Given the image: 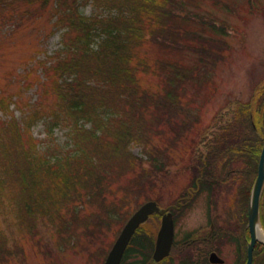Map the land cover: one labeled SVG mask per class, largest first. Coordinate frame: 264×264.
Segmentation results:
<instances>
[{
	"label": "trees",
	"instance_id": "trees-1",
	"mask_svg": "<svg viewBox=\"0 0 264 264\" xmlns=\"http://www.w3.org/2000/svg\"><path fill=\"white\" fill-rule=\"evenodd\" d=\"M52 1L56 29L62 30V47L50 55L52 62L39 60L43 76L23 87L40 86L42 101L49 94L54 96L43 140L57 145L54 129L65 127L73 148L44 151L30 132L38 116L27 114L21 125L11 112V104L20 110L22 104L30 105L18 100L22 91L0 94V109L7 113L6 119L0 118V206L6 211L0 213V264L16 258L24 264L25 251L13 236L32 237L41 246L39 225L51 228L64 249L78 244L88 260L101 256L102 248L90 251L89 247L111 221L126 222L132 212L124 214L123 207L135 190L148 187L147 180H155V174L164 170L168 162L163 156L169 159L166 153L177 145L181 126L183 130L188 126L176 115L184 111L188 116L194 111L191 90L200 89L209 76L206 71L212 69L217 57L213 52L218 53L211 47L222 45L203 30L207 26L219 33L227 27L213 17L186 11L189 4L197 5L196 0H90L95 8L90 15L80 10L81 3L88 0H0V13L12 4H37L44 9ZM190 20L202 25L200 31L186 26ZM186 39L197 41L186 43L193 45L190 49L197 54L189 66L161 58L162 54L150 57L141 50L150 41L168 50H180ZM35 70L30 68L23 75L29 79ZM146 75L157 77L158 84L146 86ZM263 99L264 88L253 105L239 108L206 146L218 135L231 134L234 139L222 145L226 150L238 149L246 124L261 145L264 126L260 133L257 125L254 128L251 124L250 115L261 110ZM83 121L90 127L84 128ZM158 142L163 144L161 149ZM133 144L141 147L140 155L133 153ZM214 148L207 151L212 153ZM205 168L206 164L202 166L201 185L209 189L208 176L212 175ZM260 219L264 229V188ZM223 229L215 224L210 239H216ZM144 230L140 227L135 232L120 264H134L131 258L135 256L141 257L138 264H157L149 256L154 242ZM240 239L245 249L239 259L245 263L244 233ZM107 253L104 250V257ZM252 264H264V244L255 245Z\"/></svg>",
	"mask_w": 264,
	"mask_h": 264
},
{
	"label": "rangeland",
	"instance_id": "rangeland-1",
	"mask_svg": "<svg viewBox=\"0 0 264 264\" xmlns=\"http://www.w3.org/2000/svg\"><path fill=\"white\" fill-rule=\"evenodd\" d=\"M196 1L198 6L189 4L186 11L205 14L207 17H213L217 23L227 25L226 29L219 33L207 26L205 31L203 30L204 34L222 45L211 47L218 53L213 52L217 57L212 69L206 71L205 75L209 76L203 80L200 89L191 90L194 111L188 116L184 111H179L176 115L179 122H187L188 126L183 130L184 125H180L178 134L181 132V135L177 145H172L171 150L167 151L169 159L163 156L168 162L167 166H164L162 172L155 174V180H147L148 187L135 190L122 210L124 214L133 213L140 206L136 205L147 198L157 201L161 206L176 204L177 198L187 196L188 189L194 187L195 180L202 178V166L206 164L205 171L212 175L208 176L210 188H200L191 201L183 203L182 208L175 211L176 246L170 259L164 264H211L208 261L210 251H215L224 259L223 264H244L243 261L240 263L239 259L245 249L240 238L246 228L247 203L257 173L255 154L260 151L264 142L260 145L246 124L243 130L244 139L238 144V149L230 147L226 150L222 145L234 139L231 134L218 135L211 145L215 147L212 153L207 151L211 146L206 145L217 135V129L221 130L217 119H228L238 105L253 100L255 91L264 86V0ZM80 10L84 15H90L95 8L88 0L81 3ZM56 17L53 1L44 9L38 8L37 4H12L0 13V94L8 95L22 91L18 100L27 104L30 102V105H23L24 102H21L20 110L11 104V112L21 125H24L27 114L35 113L38 116L31 125L30 132L40 146H43L44 151L52 148H60L62 151L73 148L68 129L65 127L54 129L53 140L57 145H50V142L43 140L49 123L48 115L55 101L54 96L49 94L48 98L42 101L40 86L28 89L23 87L24 83L36 80L38 75L43 76L39 62H52L53 58L50 57L53 56L50 55H54L62 46V31L56 29ZM186 26L191 31L198 32L202 25L196 20H190L186 22ZM182 42L180 50H168L151 41L145 42L141 50L150 57L155 53L162 54L161 58L189 66L195 63L197 54L190 49L193 45L186 43L197 44V41L186 39ZM30 68L37 70L32 72L28 79L23 74ZM156 81L157 77L153 75L143 77L146 86H155L159 82L155 83ZM39 102L46 105L40 107ZM260 107L261 110L250 115V120L254 128L257 125L260 133H263L264 99ZM225 112L229 114L222 118ZM2 114L0 109V118L6 119L7 113ZM83 124L86 129L90 127L88 122L83 121ZM158 143L161 149L163 144ZM133 145H136L132 148L133 153L140 155L141 147ZM163 157L158 158L161 163H165ZM0 213L6 214L1 206ZM211 223L221 224L224 232L209 241L205 237ZM121 226L122 222L115 220L102 229L98 240L89 247L90 251L95 247L102 248L99 249L101 256L90 260L78 244L74 248L64 249L59 245L58 237L53 235V230L41 225V234L38 233L41 246L36 245L32 237L14 235L13 238L25 251L24 264H103L106 258L103 252L109 251ZM159 226L158 216L150 218L144 226L145 233L153 242L156 240ZM194 237L197 242L191 241V245H187L189 248H186V238L190 241ZM84 238L87 239L85 236ZM153 250L154 246L149 255L150 259ZM39 251L43 254H39ZM139 258L141 259L135 256L131 260L138 264ZM16 259H11L7 264H21V260Z\"/></svg>",
	"mask_w": 264,
	"mask_h": 264
},
{
	"label": "water",
	"instance_id": "water-1",
	"mask_svg": "<svg viewBox=\"0 0 264 264\" xmlns=\"http://www.w3.org/2000/svg\"><path fill=\"white\" fill-rule=\"evenodd\" d=\"M264 184V146L262 147L259 162L258 171L255 178V182L252 187L250 200L248 204V223L250 240L247 246V259L245 264H252V253L254 245L257 241L263 242L257 236V229L260 227L259 219V203L260 195ZM158 212L162 215L161 226L158 231L155 249L153 252V258L156 261L161 260L169 254L172 240H173V219L170 212L165 213L166 209H159L155 201H148L144 203L135 213L128 219L124 227L122 228L118 238L108 253L104 264H119L122 258L123 252L130 241L136 228L143 223L150 214ZM210 260L212 262H223L216 253L210 254Z\"/></svg>",
	"mask_w": 264,
	"mask_h": 264
},
{
	"label": "bare ground",
	"instance_id": "bare-ground-1",
	"mask_svg": "<svg viewBox=\"0 0 264 264\" xmlns=\"http://www.w3.org/2000/svg\"><path fill=\"white\" fill-rule=\"evenodd\" d=\"M257 227H258V229H257L258 238L264 240V232L262 231V229L259 226H257Z\"/></svg>",
	"mask_w": 264,
	"mask_h": 264
},
{
	"label": "flooded vegetation",
	"instance_id": "flooded-vegetation-1",
	"mask_svg": "<svg viewBox=\"0 0 264 264\" xmlns=\"http://www.w3.org/2000/svg\"><path fill=\"white\" fill-rule=\"evenodd\" d=\"M190 190L193 191L194 189L191 187ZM189 194L191 195V192H190V191H189ZM191 197H192V196H183V197H180V199L183 200V201H187V200L190 199ZM181 200H180V201H181Z\"/></svg>",
	"mask_w": 264,
	"mask_h": 264
}]
</instances>
